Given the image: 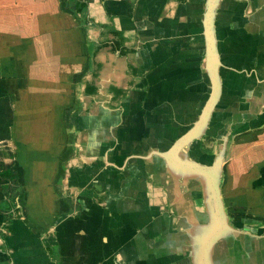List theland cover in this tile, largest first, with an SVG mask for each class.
<instances>
[{
  "label": "crops",
  "instance_id": "1",
  "mask_svg": "<svg viewBox=\"0 0 264 264\" xmlns=\"http://www.w3.org/2000/svg\"><path fill=\"white\" fill-rule=\"evenodd\" d=\"M65 2L0 0V264H194L203 189L152 152L207 98L205 0ZM216 32L222 95L188 154L223 147L239 235L217 264H264V0H221Z\"/></svg>",
  "mask_w": 264,
  "mask_h": 264
},
{
  "label": "water",
  "instance_id": "2",
  "mask_svg": "<svg viewBox=\"0 0 264 264\" xmlns=\"http://www.w3.org/2000/svg\"><path fill=\"white\" fill-rule=\"evenodd\" d=\"M221 0H205L201 15V37L203 47L202 71L207 80V98L191 128L179 137L165 152L153 151L167 168L184 178H196L204 193L208 221L195 234L192 241L194 264H217L214 253L220 241L230 236L237 237L239 231L228 222L220 194V175L223 147H220L210 164H202L189 158L190 147L205 136L212 115L222 95V67L218 51L216 16Z\"/></svg>",
  "mask_w": 264,
  "mask_h": 264
},
{
  "label": "trees",
  "instance_id": "3",
  "mask_svg": "<svg viewBox=\"0 0 264 264\" xmlns=\"http://www.w3.org/2000/svg\"><path fill=\"white\" fill-rule=\"evenodd\" d=\"M87 1H92V0H87ZM61 2H62L63 10H67L65 0H61ZM68 154H69V151L65 153V158L68 156ZM64 172H65L64 166L61 164L60 170H59V174L57 176V182L60 181L63 178ZM12 175L15 176V172L12 171Z\"/></svg>",
  "mask_w": 264,
  "mask_h": 264
}]
</instances>
